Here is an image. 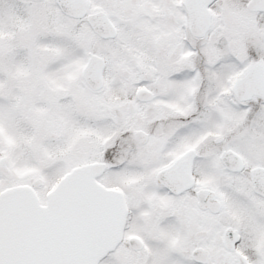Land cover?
I'll list each match as a JSON object with an SVG mask.
<instances>
[{
  "label": "snow or ice",
  "instance_id": "6c2138e0",
  "mask_svg": "<svg viewBox=\"0 0 264 264\" xmlns=\"http://www.w3.org/2000/svg\"><path fill=\"white\" fill-rule=\"evenodd\" d=\"M0 264H264V0H0Z\"/></svg>",
  "mask_w": 264,
  "mask_h": 264
}]
</instances>
